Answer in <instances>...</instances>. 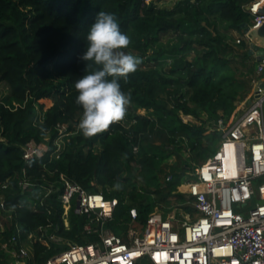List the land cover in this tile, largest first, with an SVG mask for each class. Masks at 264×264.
<instances>
[{"label":"trees","instance_id":"obj_1","mask_svg":"<svg viewBox=\"0 0 264 264\" xmlns=\"http://www.w3.org/2000/svg\"><path fill=\"white\" fill-rule=\"evenodd\" d=\"M161 1L0 0V242L16 232L15 222L21 240L34 234L21 264H43L67 247V239H93L83 231L84 215L74 205L69 226L63 224L61 174L89 191L118 198L108 221L116 234L122 220L130 219L131 207L142 223L155 206L164 214L188 206L178 186L216 150L218 120L230 122L251 81L263 78L264 70L255 73L257 62L245 39L230 41L250 20L244 6L250 0ZM101 11L115 15L131 41L123 51L141 63L118 81L131 100L124 119L85 137L78 127L73 134L76 116L83 113L75 82L85 74L86 35ZM169 33L173 39L164 48L159 43ZM165 52L173 54L172 61L161 70L156 66ZM180 112L196 121H184ZM62 124L65 130L59 132ZM59 135L63 144L57 150ZM45 136L48 148L24 158L27 142ZM23 179L28 184L22 189ZM50 234L61 241H51ZM0 264L18 263L0 247ZM136 264L150 263L144 257Z\"/></svg>","mask_w":264,"mask_h":264},{"label":"built area","instance_id":"obj_2","mask_svg":"<svg viewBox=\"0 0 264 264\" xmlns=\"http://www.w3.org/2000/svg\"><path fill=\"white\" fill-rule=\"evenodd\" d=\"M244 6L251 15L241 25L247 38L246 28L264 21V0H250ZM241 38L237 36L235 42ZM247 42L248 49L253 48L248 38ZM252 55L257 62L255 71L260 74L264 53L254 50ZM258 86L256 95L228 124L218 120L221 136L216 150L187 172L178 186L188 197L191 214L185 211L179 215L177 207L164 214L155 206L141 232L129 227L125 240L103 226L112 218L118 198L89 191L61 174L58 197L62 219L64 208L70 210L74 200L75 211L84 215L83 231L92 234L93 239L69 240L67 247L53 252L43 264H136L144 257L150 264H264V88L260 87L264 83ZM64 130L65 124L60 125L59 132ZM34 153L39 154L35 148L24 147L23 157L30 158ZM20 184L23 189L28 182L23 179ZM6 185L7 181L2 187ZM0 207H4L3 199ZM129 212L135 221L136 208L131 207ZM7 217L13 220L11 213ZM14 226L16 232L2 240L0 247L9 250L15 262L21 264L30 255L32 234L21 240L19 224L15 222ZM48 238L61 240L57 234Z\"/></svg>","mask_w":264,"mask_h":264},{"label":"clouds","instance_id":"obj_3","mask_svg":"<svg viewBox=\"0 0 264 264\" xmlns=\"http://www.w3.org/2000/svg\"><path fill=\"white\" fill-rule=\"evenodd\" d=\"M86 40V51L81 56L87 62L86 71L75 82V89L78 92L76 103L83 109L78 128L85 137H92L126 116L130 95L121 91L118 81L135 72L141 60L123 51L131 41L121 32L112 13H98ZM94 66L95 70L89 71Z\"/></svg>","mask_w":264,"mask_h":264},{"label":"rangeland","instance_id":"obj_4","mask_svg":"<svg viewBox=\"0 0 264 264\" xmlns=\"http://www.w3.org/2000/svg\"><path fill=\"white\" fill-rule=\"evenodd\" d=\"M173 1H175V0H162L161 2H160V4L161 3H165V4H171ZM246 5V4H245ZM236 31V33H238V34H240L241 36H242V38H244L245 39V41L247 42V38L243 35V29L242 28H237V30H235ZM237 34V35H238ZM237 35H235V33L233 32L232 34H231V37H230V41L233 43V45H235L234 43H236L235 42V38L237 37ZM173 39V35L171 34V33H169V34H167V35H164L162 38H161V41H160V45L161 46H163L164 48H166V47H168V45H169V42L171 41ZM238 47V46H237ZM238 49H239V47H238ZM172 55L173 54H170V52H165V54H164V56H162L160 59H159V64H157V66H156V68H158V69H161V70H163L165 67L167 68L168 66H169V64L171 63V61H172ZM255 73L256 74H258L256 71H255ZM263 78L262 77H260V78H256V79H253L252 81H251V90L249 91V93H248V95H247V97L246 98H248V100L246 101V98L245 99H242L240 102H239V104H238V106H237V110H238V112L239 111H242L245 107H246V105H247V103L249 102V100L251 99V98H253L255 95H256V93H257V89H258V85H262L263 84ZM260 87H262V89L264 88V86H260ZM249 96V97H248ZM41 101L43 102V103H45V105H49V104H51V100L50 99H41ZM243 108V109H242ZM41 111L43 110L42 108H39ZM137 112H140V113H146V110L145 109H143V108H138L137 109ZM236 114V113H235ZM180 116L182 117V119L185 121V120H193V121H196V119L193 117V116H191V115H185V114H183L182 112H180ZM77 117V119L79 120H77L78 122H75L74 124H73V128H74V130H73V134L76 132V128L78 127V124H79V122H80V120H81V118H82V114H79V115H77L76 116ZM229 123V120L227 121V123L226 124H228ZM75 125V126H74ZM214 129H217V127L216 126H214ZM48 138H49V136H45L44 138H42V140L40 141V142H34V141H29V142H27V144L24 146L25 148H27V150H31V149H36L37 150V152L39 153V154H42L47 148H48V144H47V140H48ZM55 142L57 143V150L58 149H60L61 148V146H62V142H63V136L62 135H59L58 137H56L55 138ZM56 152L54 151V153L53 154H55ZM172 158V157H171ZM171 158H169V160L171 159ZM63 175V174H62ZM64 176V175H63ZM66 177V176H65ZM255 200H253V202H254ZM72 204L74 205V200L72 201ZM178 209L176 210V212L180 215V213L181 214H183L185 211H189L190 212V214L192 213V209H190L189 207H177ZM69 210H65V208H64V211H63V217H64V219H63V222L65 223L64 225H65V227L67 228L68 226H69V223H68V220H67V214L69 213L68 212ZM66 213V214H65ZM3 217V216H2ZM181 218H183L182 216H181ZM110 219H108V220H106L104 223H103V226L104 227H108V228H110L111 229V227H110V225L108 224V221H109ZM122 228L120 229V233H118V234H121L122 236H123V238L125 239V240H127V236H126V234H127V230L129 229V227H134L135 229H137L138 230V232H141V230H142V227H143V225H144V222H142V223H140V222H138V221H133V220H131V219H127V220H122ZM32 234V233H31ZM32 235H34V234H32ZM55 239H57V238H55ZM61 241V240H60ZM69 241V239H67L65 242L67 243ZM67 246H68V244H67ZM62 247H59V249H57V250H60Z\"/></svg>","mask_w":264,"mask_h":264},{"label":"water","instance_id":"obj_5","mask_svg":"<svg viewBox=\"0 0 264 264\" xmlns=\"http://www.w3.org/2000/svg\"><path fill=\"white\" fill-rule=\"evenodd\" d=\"M245 24L242 23L241 25ZM246 31V36L251 42L250 45L253 47L248 49L249 53L254 54V50L258 53H264V21L259 26L249 29L246 28Z\"/></svg>","mask_w":264,"mask_h":264},{"label":"crops","instance_id":"obj_6","mask_svg":"<svg viewBox=\"0 0 264 264\" xmlns=\"http://www.w3.org/2000/svg\"><path fill=\"white\" fill-rule=\"evenodd\" d=\"M234 33H235V35L238 34V33H236V31H234ZM237 36H241V35L238 34ZM247 43H248V42H247ZM260 48H261V47H260ZM262 49H263V48H262ZM263 78H264V76H263ZM246 106H247V105H246ZM242 109H243V108H242ZM240 112H241V111L238 112V110H237V111H236V114H234L233 117H235V116H236L238 113H240ZM233 117H232V119H233ZM183 186H185V185H182V187H183ZM186 207H189V205L186 206ZM186 207H185V208H186ZM174 208H175V207H174ZM172 209H173V208H172ZM172 209H171V210H172ZM171 210H169V211H171ZM169 211H168V212H169ZM29 250H30V249H29ZM35 264H36V263H35Z\"/></svg>","mask_w":264,"mask_h":264}]
</instances>
